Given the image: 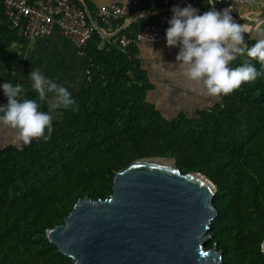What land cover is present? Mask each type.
I'll return each mask as SVG.
<instances>
[{"label":"trees","instance_id":"trees-1","mask_svg":"<svg viewBox=\"0 0 264 264\" xmlns=\"http://www.w3.org/2000/svg\"><path fill=\"white\" fill-rule=\"evenodd\" d=\"M72 1L85 11L88 24L106 32L127 21L105 24L93 16L89 3L90 15ZM191 1L206 11L226 8V2ZM171 9L161 3L137 5L129 17H143L109 38L93 28L84 55L90 63L88 80L72 97L78 110L61 108L47 140L0 146V264H72L48 241L46 230L62 224L78 199L105 198L115 172L133 159L166 155L182 172L200 171L216 185L217 216L206 246L222 251V264H264L259 251L264 238V66L238 56L230 66L252 64L261 73L255 81L225 95L197 119H165L145 100L136 44L121 48L119 39L134 36ZM252 31L243 34L248 47L256 42ZM20 38L18 29L8 27L0 0V51ZM20 98L35 99L41 111H48L34 90Z\"/></svg>","mask_w":264,"mask_h":264},{"label":"water","instance_id":"water-1","mask_svg":"<svg viewBox=\"0 0 264 264\" xmlns=\"http://www.w3.org/2000/svg\"><path fill=\"white\" fill-rule=\"evenodd\" d=\"M141 17L113 32L92 24L109 38ZM215 192L208 176L182 172L173 157H138L115 172L111 193L78 199L45 236L72 264H222V251L206 246Z\"/></svg>","mask_w":264,"mask_h":264},{"label":"clouds","instance_id":"clouds-1","mask_svg":"<svg viewBox=\"0 0 264 264\" xmlns=\"http://www.w3.org/2000/svg\"><path fill=\"white\" fill-rule=\"evenodd\" d=\"M171 11L173 15L166 29L167 46H180L176 56L178 66L173 67L191 83L194 91L209 97L228 95L261 75L250 63L235 68L229 65L238 56L246 55L264 66V31L258 32L256 42L248 47L243 35L248 29L234 21L230 8L222 11L212 8L198 14L189 4L183 8L175 6ZM28 80L40 102L52 94L48 111H41L35 99L20 98L23 85L13 86L11 82L2 85L7 104L0 106V127L11 130L14 141L25 145L33 139H49L53 131L52 113L76 104L66 87L46 79L39 69H32ZM259 251L264 254V241L259 243Z\"/></svg>","mask_w":264,"mask_h":264},{"label":"crops","instance_id":"crops-1","mask_svg":"<svg viewBox=\"0 0 264 264\" xmlns=\"http://www.w3.org/2000/svg\"><path fill=\"white\" fill-rule=\"evenodd\" d=\"M77 1L84 5L86 13H89V3L93 16L97 17L100 5L121 0ZM234 14L236 23L244 25L246 29H253L254 38L258 32L263 31L264 0L242 5ZM179 47L167 46L166 40L157 45L136 44L135 58L146 78L144 97L167 120L179 117L197 119L199 113L217 104L220 97H209L198 90L194 91L191 83L174 69L173 66H178L176 56ZM89 67L90 63L80 53L77 45L55 27L43 38L22 37L0 51V106L7 104L2 88L5 82H11L13 86L16 83L22 84L23 92L33 90L31 81L28 80L32 69H39L46 79L66 87L72 98L88 80ZM51 99L52 94H48L45 100L47 107ZM60 109L52 113L53 120L60 119ZM9 143L21 144L14 141L11 130L0 127V146Z\"/></svg>","mask_w":264,"mask_h":264},{"label":"built area","instance_id":"built-area-1","mask_svg":"<svg viewBox=\"0 0 264 264\" xmlns=\"http://www.w3.org/2000/svg\"><path fill=\"white\" fill-rule=\"evenodd\" d=\"M211 1L226 2V8H230L232 15L240 6L253 3L255 0ZM142 3L148 7L161 3L171 8L175 6L183 8L190 4L198 10V14L206 12L201 5L191 0H121L100 5L97 8V17L105 24H109L112 19L128 20L131 9ZM3 8L8 27L18 29L24 39L43 38L55 27L72 40L80 53L85 55L87 42L94 26L87 23L85 11L72 0H3ZM172 15V11L161 13L155 23L144 25L134 36H122L119 39V46L124 48L132 43L157 45L162 40H166V29L169 27L168 21ZM224 96L220 95V100Z\"/></svg>","mask_w":264,"mask_h":264},{"label":"rangeland","instance_id":"rangeland-1","mask_svg":"<svg viewBox=\"0 0 264 264\" xmlns=\"http://www.w3.org/2000/svg\"><path fill=\"white\" fill-rule=\"evenodd\" d=\"M166 157H170L169 155H166Z\"/></svg>","mask_w":264,"mask_h":264}]
</instances>
